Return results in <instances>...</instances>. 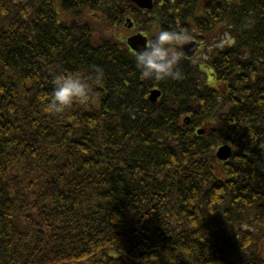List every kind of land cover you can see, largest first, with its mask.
I'll return each instance as SVG.
<instances>
[{
    "label": "trees",
    "instance_id": "16d2710c",
    "mask_svg": "<svg viewBox=\"0 0 264 264\" xmlns=\"http://www.w3.org/2000/svg\"><path fill=\"white\" fill-rule=\"evenodd\" d=\"M129 17L150 38L230 31L209 62L226 102L182 59L144 78ZM58 73L93 102L50 114ZM0 264H264V0H0Z\"/></svg>",
    "mask_w": 264,
    "mask_h": 264
},
{
    "label": "clouds",
    "instance_id": "9594fccd",
    "mask_svg": "<svg viewBox=\"0 0 264 264\" xmlns=\"http://www.w3.org/2000/svg\"><path fill=\"white\" fill-rule=\"evenodd\" d=\"M191 38L184 29L159 30L144 49L133 54L136 68L144 78L157 82L181 78L177 65L184 55L183 47ZM52 84V93L45 97L46 110L52 115H62L74 104L87 106L93 102L88 80L78 74L58 73Z\"/></svg>",
    "mask_w": 264,
    "mask_h": 264
},
{
    "label": "water",
    "instance_id": "95a60500",
    "mask_svg": "<svg viewBox=\"0 0 264 264\" xmlns=\"http://www.w3.org/2000/svg\"><path fill=\"white\" fill-rule=\"evenodd\" d=\"M135 4L143 9H151L153 6V0H131ZM147 38L142 35L135 36L129 39V45L134 51L142 50L146 47ZM159 93H153L151 99L156 101ZM202 133V132H200ZM219 158L227 160L231 156V148L225 146L220 149L218 153Z\"/></svg>",
    "mask_w": 264,
    "mask_h": 264
},
{
    "label": "bare ground",
    "instance_id": "6f19581e",
    "mask_svg": "<svg viewBox=\"0 0 264 264\" xmlns=\"http://www.w3.org/2000/svg\"><path fill=\"white\" fill-rule=\"evenodd\" d=\"M183 121L185 124H188L190 122V116H185Z\"/></svg>",
    "mask_w": 264,
    "mask_h": 264
},
{
    "label": "rangeland",
    "instance_id": "374dc122",
    "mask_svg": "<svg viewBox=\"0 0 264 264\" xmlns=\"http://www.w3.org/2000/svg\"><path fill=\"white\" fill-rule=\"evenodd\" d=\"M201 62H204V59H202V61H201ZM202 66H203V68H204V67H206V65H202Z\"/></svg>",
    "mask_w": 264,
    "mask_h": 264
},
{
    "label": "flooded vegetation",
    "instance_id": "af4514ba",
    "mask_svg": "<svg viewBox=\"0 0 264 264\" xmlns=\"http://www.w3.org/2000/svg\"><path fill=\"white\" fill-rule=\"evenodd\" d=\"M235 98H237V95L235 96Z\"/></svg>",
    "mask_w": 264,
    "mask_h": 264
}]
</instances>
